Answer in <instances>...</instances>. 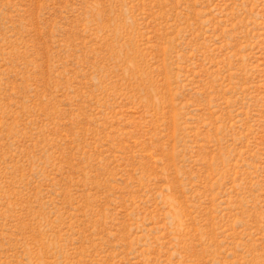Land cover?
Returning a JSON list of instances; mask_svg holds the SVG:
<instances>
[{
	"label": "rangeland",
	"instance_id": "1",
	"mask_svg": "<svg viewBox=\"0 0 264 264\" xmlns=\"http://www.w3.org/2000/svg\"><path fill=\"white\" fill-rule=\"evenodd\" d=\"M0 264H264V0H0Z\"/></svg>",
	"mask_w": 264,
	"mask_h": 264
}]
</instances>
